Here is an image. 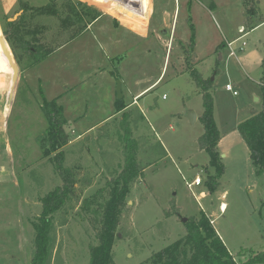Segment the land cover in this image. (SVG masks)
<instances>
[{
    "label": "rangeland",
    "instance_id": "obj_1",
    "mask_svg": "<svg viewBox=\"0 0 264 264\" xmlns=\"http://www.w3.org/2000/svg\"><path fill=\"white\" fill-rule=\"evenodd\" d=\"M253 1L260 24L249 30L243 0H0V37L5 23L24 9L26 25L42 27L40 36L60 46L33 66L18 51L14 87L12 72L0 71V264H30L41 200L62 184L50 161L55 153L47 154L39 142L47 127L43 100L63 108L69 142L91 127L62 149L63 167L77 169L76 185L74 196L52 217L47 264H89L107 184L125 166L127 136L137 142L141 176L120 218L114 264L145 262L185 237L181 219H198L201 212L237 261L241 250H264V176L255 175L234 129L262 108L264 0ZM44 6L74 14L75 27L86 28L67 42L69 34L59 35L56 17L34 10ZM239 28L247 34L241 40ZM187 60L211 82L220 150L227 153L220 156L225 170L212 193L204 184L209 157L198 146L202 98L185 70ZM156 79L157 85L116 114L113 103L123 106L115 99L117 82L133 98ZM227 83L236 95L225 89ZM188 112L197 118L193 124ZM197 178L189 190L187 184ZM100 189L103 200L88 206Z\"/></svg>",
    "mask_w": 264,
    "mask_h": 264
},
{
    "label": "trees",
    "instance_id": "obj_2",
    "mask_svg": "<svg viewBox=\"0 0 264 264\" xmlns=\"http://www.w3.org/2000/svg\"><path fill=\"white\" fill-rule=\"evenodd\" d=\"M201 2L202 0H197ZM246 13L245 25L252 30L260 23L255 20V5L253 0H243ZM188 8L191 3L189 2ZM41 16H52L58 20L59 35L69 34L67 42L77 38L86 26L75 27L73 22L76 16L65 10L61 15L55 6H44L35 8ZM28 10H22V15L13 22L7 21L3 29V35L8 43L16 63L20 57L18 51L26 55L33 65H37L52 55L60 46L47 43L40 35L42 27L38 25L28 26L24 19ZM191 18V17H190ZM190 44L194 48V30L189 21ZM186 72L195 83L202 98L203 112L199 117L204 132L198 138V146L208 157V165L205 167L207 173L204 184L209 193L214 192L219 179L224 173L225 167L218 151V143L221 139L219 130L213 116V99L211 96V82L204 80L201 74L186 61ZM262 80L261 110L249 119L241 122L236 127L241 136L254 167L256 176H264V62L261 65ZM125 107L116 102L117 112ZM42 112L46 119L47 127L39 137L42 149L47 154L55 153L50 160L55 173L61 180V186L50 192L41 200V212L37 221L34 222V253L30 264H47L49 261L52 239V217L64 207L67 201L74 196L75 175L77 169L63 167L64 154L62 149L69 142V135L64 130L66 120L63 108L54 100H43ZM125 166L121 173L111 179L107 187L108 199L104 205L100 201L104 198L105 189H100L95 196L88 199V206L100 204L101 225L97 234V246L91 247L89 264H114L112 258L113 241L119 227L120 218L127 204V196L133 184L141 176L139 164L136 160L137 142L128 136L124 139ZM209 169L213 173H209ZM177 215V212L173 213ZM166 216L170 214L166 213ZM209 217L202 213L198 219L190 218L185 223V237L154 253L148 260L141 264H264V250L255 252L252 250H241L237 256L238 261L231 255L216 234Z\"/></svg>",
    "mask_w": 264,
    "mask_h": 264
},
{
    "label": "crops",
    "instance_id": "obj_3",
    "mask_svg": "<svg viewBox=\"0 0 264 264\" xmlns=\"http://www.w3.org/2000/svg\"><path fill=\"white\" fill-rule=\"evenodd\" d=\"M240 29H241V28H239V30H240ZM246 35H247V34L245 33V36H246ZM230 43H233V42H230ZM241 49H242V48H239V52L243 51V49H242V50H241ZM240 50H241V51H240ZM193 52H194V51H193ZM229 56H231V55L229 54ZM234 56H235V53H234ZM234 56H232V57H234ZM194 59H195V58H194V53H193V61H194ZM221 59H222V57H221ZM236 60H237V59H236ZM237 63L239 64L240 62L237 61ZM239 67H240V69H243L242 65H240V64H239ZM241 67H242V68H241ZM159 81H160V80H157V79H156L155 81H153V83H151V85H149L147 88H145V90L140 91L138 94H136L135 96H133V98H131V96H129V95H131V94H127V92H126V91L123 89V87H122V89H121L122 98H121V99L123 100V106L125 107L122 111H124V110H125V111L128 110L129 107L132 106V105L138 100V98H139L142 94H144L149 88H151V87L157 85V84L159 83ZM121 84H122V82H121ZM227 84H228V83H227ZM227 84H226V85H227ZM115 99H116V100H121V99H117V97H116V93H115ZM113 105L116 106V103H113ZM122 111H121V112H122ZM202 112H203V111H202ZM202 112H201V114H202ZM118 113H120V112H117V110H116V114H118ZM201 114L198 116V118L201 116ZM196 120H197V118H196ZM102 122H103V121H102ZM78 123H79V122H76L75 125L77 126ZM237 126H238V124H237ZM237 126H235L234 129H236ZM89 129H91V127H90V128H87V130H82V132H79L78 136L74 137L73 141L68 143V146L73 145V144L79 142V140L82 139V137L85 135V133L88 132ZM224 138H226V136H225ZM222 140H223V138L221 137V139H220V141H219V143H218V151H219L220 154L223 155V157H226V156H227V153H225V150H224V151H221V150H220V145H221ZM222 205H224V204H222ZM222 209H223V208H222Z\"/></svg>",
    "mask_w": 264,
    "mask_h": 264
},
{
    "label": "water",
    "instance_id": "obj_4",
    "mask_svg": "<svg viewBox=\"0 0 264 264\" xmlns=\"http://www.w3.org/2000/svg\"><path fill=\"white\" fill-rule=\"evenodd\" d=\"M0 48L2 50V56L6 59L9 68L12 70L11 82H12L13 87H14V85L17 81V78H18L19 70H18L17 64L14 60L11 49H10L8 43L6 42V40L3 36L0 37ZM219 59L221 60V56L219 57ZM115 93H116L117 99L122 98L121 82H117ZM187 117H188L191 124H193L196 120L195 114L193 112H188ZM221 156L223 157V155H221ZM181 221H182V223H185L187 221V219H181Z\"/></svg>",
    "mask_w": 264,
    "mask_h": 264
},
{
    "label": "built area",
    "instance_id": "obj_5",
    "mask_svg": "<svg viewBox=\"0 0 264 264\" xmlns=\"http://www.w3.org/2000/svg\"><path fill=\"white\" fill-rule=\"evenodd\" d=\"M244 30H239V32L241 33V37L239 38V40H241V39H243L244 37H245V33H243L242 34V32H243ZM235 43V41L233 42V43H228V47L230 48L231 46H232V44H234ZM245 45V43H243V46ZM242 50V49H241ZM240 50V51H241ZM230 55L231 56H234V52L233 51H230ZM225 89L227 90V91H229V92H231L233 95H236V91H234L233 90V87H232V85L231 84H227L226 86H225ZM199 181V179L197 178V179H195L192 183H190V184H187V188L189 189V190H191L192 189V187H193V185L195 184V183H197Z\"/></svg>",
    "mask_w": 264,
    "mask_h": 264
},
{
    "label": "bare ground",
    "instance_id": "obj_6",
    "mask_svg": "<svg viewBox=\"0 0 264 264\" xmlns=\"http://www.w3.org/2000/svg\"><path fill=\"white\" fill-rule=\"evenodd\" d=\"M0 50H1V48H0ZM0 71L6 72V73H11L12 72V70L9 68V66L7 64L6 59L2 56V50L0 51ZM222 208H224V205H221V209Z\"/></svg>",
    "mask_w": 264,
    "mask_h": 264
}]
</instances>
